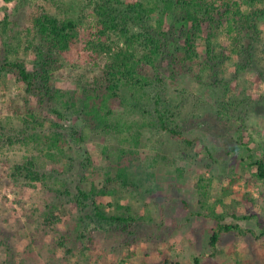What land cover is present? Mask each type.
Returning a JSON list of instances; mask_svg holds the SVG:
<instances>
[{
    "label": "rangeland",
    "instance_id": "374dc122",
    "mask_svg": "<svg viewBox=\"0 0 264 264\" xmlns=\"http://www.w3.org/2000/svg\"><path fill=\"white\" fill-rule=\"evenodd\" d=\"M121 1L142 4L151 13L144 15L145 22H159L160 0ZM100 2L0 0V68L3 61H20L31 72L36 69L29 41L40 15L79 22L78 42L61 56L62 67L53 71L50 82L66 93L62 99H47L42 107L13 73L0 70V128L5 140L13 139L0 144V264H264V237L235 230L221 232L212 244L220 225L240 224L257 236L264 229V179L255 165L264 157V112L245 113L240 105L244 88L264 93V83L258 73L237 71L234 49L246 43L239 25L211 38L214 56L221 57L213 70L185 67L175 80H166L164 105L176 116L179 137L152 127L151 101L136 107L129 101L122 105L124 99L110 118L122 132L108 133L90 127L70 102L76 91L84 95L79 81L92 83L108 62L109 53L88 46L96 40L93 13ZM242 3L243 13L254 10L250 1ZM6 11L11 16L4 30ZM171 20L166 18L165 31ZM257 21L264 33V20ZM124 41L113 32L102 37L113 48L125 47ZM206 47L200 40V54ZM156 92L150 90V98ZM55 132L66 137L59 143L61 151L48 156L47 137ZM32 134L39 136L37 141ZM24 136L27 143L20 141ZM120 157L133 172L128 187L114 180ZM29 161L42 181L15 169ZM78 182L88 192L95 186L116 192L99 201L110 214L125 215L129 208L135 221L99 228L84 220L74 204Z\"/></svg>",
    "mask_w": 264,
    "mask_h": 264
},
{
    "label": "trees",
    "instance_id": "16d2710c",
    "mask_svg": "<svg viewBox=\"0 0 264 264\" xmlns=\"http://www.w3.org/2000/svg\"><path fill=\"white\" fill-rule=\"evenodd\" d=\"M242 1L160 0V6H162L158 13L159 22L153 26L149 23L150 21L145 22L144 15L148 16L151 13L145 12L142 4H125L121 0H101L93 13L97 23L95 34L97 41H90L88 46L90 48L92 45L94 51L98 46L107 54L109 53L108 62L101 75L92 83L83 86L79 81L84 95L81 97L82 92L76 91V98L70 101L71 105L83 115L84 121L90 127L96 126L108 133L111 131L121 133L119 122L110 123V118H114L115 115L113 108L116 103L119 104L120 100L124 99L121 100L122 105L125 101H129L139 107L143 106V102L151 101L150 112L155 117L152 127H159L169 135L179 137L181 134L174 123L176 116L171 108L164 105V96L167 97V92L164 91L166 80L168 82L175 80L185 67L191 69L203 67L213 70L219 62L218 58H221L214 56L215 51L212 48L211 38H215L216 31L223 28H229L232 31V26H236V23L239 25L241 36L246 43L238 44L234 49L238 59L237 71L242 76L258 73L264 83V33L258 28L260 21L259 23L257 21L258 19L264 20V8L258 7V4H263L264 0H247L254 6V10L249 14L242 12L244 6ZM10 13L6 11L3 20L4 30L9 25ZM239 16L240 21L237 22L236 17ZM169 17L172 20L169 29L165 31L166 18ZM78 26L79 22L73 19H61L47 13L40 15L34 23L36 33L34 40L29 41L36 57V69L31 72L23 62L3 61L0 70L13 73L24 83L26 90L38 98L42 107H45L47 99L49 101L62 99L66 93L53 89L50 82L53 71L62 67L61 56L69 52L78 42ZM112 32L125 39V47L117 45L113 48L102 42V37ZM29 33L32 34V30H29ZM226 33L228 34L229 31ZM203 39L207 47L205 53L200 54L198 44ZM225 55L229 57L228 54L225 53ZM152 89L158 92L150 98L149 91ZM253 91L254 89L244 88L242 92L244 96H242L240 105L244 107L245 113L247 111L263 113L264 93ZM59 116L62 117L61 114ZM2 129L4 126L0 128V135H2ZM63 133L55 132L47 137L48 156H51L56 149L60 150L59 143L66 137V133ZM76 135H70V137L77 141ZM4 136H0V144L3 146L6 141L12 142L13 140L11 136L5 140ZM31 137L33 140L36 139L34 141L39 138L37 134H32ZM20 141L27 143L28 136H24ZM255 165L259 171L258 176L264 179V157ZM116 166L118 170L114 180L120 181L122 187H128L133 172H129V166L122 161V157L119 158ZM15 169L19 173L26 172V176L31 181L44 179L33 161H29L26 166H17ZM74 191V204L81 213L85 214L83 219L88 218L99 228H104V226L121 228L135 221L129 214V208L126 207L128 214L126 212L125 215L110 214L107 205L99 201L101 197H112L116 194L114 191L98 190L95 186L88 192L80 182ZM247 219L249 218L246 216L242 220ZM235 230L246 237L249 234L259 239L264 237V229L257 236L252 230H244L240 224H224L214 232L213 246L219 241L221 232L231 233ZM197 263H199L198 260Z\"/></svg>",
    "mask_w": 264,
    "mask_h": 264
}]
</instances>
